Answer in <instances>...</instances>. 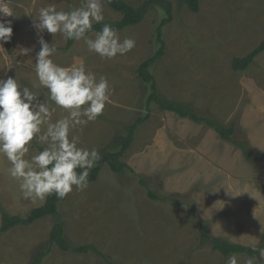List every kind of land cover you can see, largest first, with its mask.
Returning <instances> with one entry per match:
<instances>
[{
  "label": "rangeland",
  "instance_id": "obj_1",
  "mask_svg": "<svg viewBox=\"0 0 264 264\" xmlns=\"http://www.w3.org/2000/svg\"><path fill=\"white\" fill-rule=\"evenodd\" d=\"M11 11L13 54L0 46V79L9 76L30 89L39 85L35 56L40 50L32 27L39 9L79 7L81 0H4ZM150 11L137 26L119 32L121 40H135L126 55L108 60L89 51L84 41L65 51L67 40L57 34L40 35L54 43V62L63 67L83 65L97 78H108L111 93L104 113L89 122L80 147L101 154L118 150L121 136L145 116L149 87L137 78L138 66L158 49L156 33L172 5V21L163 25L165 56L151 72L159 93L195 107L199 114L227 126L234 125L233 143L223 141L205 124L151 106V116L137 130L123 158L134 173H113L103 165L99 178L84 191L73 190L59 205L68 240L93 244L118 264H227L210 243L201 245L199 220L212 237L248 246L264 244V53L244 72L232 70V60L247 56L264 40V0H201L200 11L179 7V0H126ZM151 4H150V3ZM105 20L121 15L104 2ZM30 49L28 55L22 49ZM50 106L55 107L54 104ZM65 113L57 108L53 121ZM248 146L249 160L238 147ZM33 144L27 159L38 154ZM11 167L0 155V205L10 214L26 217L45 200L24 199ZM144 180L162 201L148 197ZM176 203V204H175ZM196 216V218H195ZM58 216H48L0 234V264H32L47 251L42 264H108L94 253H64L49 235ZM200 218V219H199ZM1 226V212H0ZM238 264L249 258L237 256Z\"/></svg>",
  "mask_w": 264,
  "mask_h": 264
},
{
  "label": "clouds",
  "instance_id": "obj_2",
  "mask_svg": "<svg viewBox=\"0 0 264 264\" xmlns=\"http://www.w3.org/2000/svg\"><path fill=\"white\" fill-rule=\"evenodd\" d=\"M104 2L81 0L79 7L68 11L49 4L39 9L38 18H33L40 45L34 70L39 85L47 90L43 98L39 91L11 76L0 79V155L10 162L9 175L18 182L24 199L45 200L53 194L64 199L74 188L84 191L89 186L90 170L101 159L97 149L79 146L81 137L76 133L82 134L89 122L104 113L110 101L109 80L105 76L97 78L83 65H58L52 58L57 52L55 42L49 43L40 34H52L54 41L57 34L66 40H83L89 51L108 60L126 55L136 42L131 38L121 40L117 29L103 23ZM101 23L103 27L94 30L93 26ZM12 36V21L0 19V46L11 42ZM29 52L21 50L23 55ZM57 108L65 115L53 121ZM34 143L45 147L27 159ZM260 232L264 236V226ZM253 251L258 256L249 258L247 264L264 262V248ZM227 264H238L237 254L230 255Z\"/></svg>",
  "mask_w": 264,
  "mask_h": 264
},
{
  "label": "trees",
  "instance_id": "obj_3",
  "mask_svg": "<svg viewBox=\"0 0 264 264\" xmlns=\"http://www.w3.org/2000/svg\"><path fill=\"white\" fill-rule=\"evenodd\" d=\"M200 2L201 0H179V7H186L193 13H198L200 11ZM105 3L116 13L121 15L118 20H105L103 23L109 24L111 27L118 30V32H123L129 27H134L140 25L148 15L150 11V5L148 3L142 4L140 6L133 5L126 0H105ZM150 3V2H149ZM154 3H158L162 5V1L155 0ZM151 4V3H150ZM166 18L163 21V24L156 33V42L159 47L154 52L152 56L144 60L137 68V78L140 82L147 85L149 87V95L146 100V115L143 117H139L135 123L127 129L126 135L121 136L120 141L118 143V150L114 152H105L101 154V159L97 162L95 167L90 170L89 174V183H94L98 180L100 171L103 165H108L110 170L118 175H122L126 172L134 173L132 168L123 161V158L131 148L136 132L138 128L148 121L151 116V106L154 104L158 106L161 111L172 112L177 117L182 119H188L196 124H205L214 130L223 141L233 143V135L235 133L234 125L227 126L213 118L205 117L199 114L198 110L182 101L176 99H169L162 94L159 93V86L157 81L155 80L151 68L160 61L165 56L166 44L163 38V25L168 24L172 21V5L171 3H166ZM103 23L95 24L94 30L99 31L103 27ZM16 28L13 29V35L16 32ZM76 41L67 39V44L63 48V50H70ZM7 52L9 54H13V36L11 42L4 44ZM264 53V40L254 48L247 56L243 58L235 57L232 60L231 67L235 72H244L246 71L252 64H254L255 59ZM238 147L243 151L244 155L251 160L252 156L248 151V146L243 143H239ZM39 151L43 149V147L38 148ZM141 184L148 189V197L151 199H158L162 201L170 200L169 197H158L153 191H151L148 185L144 180H141ZM65 199V198H64ZM64 199H58L54 194L47 197L45 203L37 208H34L26 217H21L18 215H12L7 212L0 205L1 212V226H0V234H5L18 226H30L34 224L36 221L46 218L48 216H58V221L53 225L50 235L49 241L51 244L56 245L62 252L64 253H74V254H88L94 253L100 256L103 260H105L108 264H118L110 261L105 254L100 252L98 248L93 244H80L75 245L72 244L68 238L66 237L65 232V221L59 215V205ZM176 204V203H175ZM196 218V216H195ZM200 219V218H199ZM199 232L201 238V245L205 243H210L212 250L214 252L220 253L225 259L232 254H237V256H243L247 258L257 257L258 252H254L253 248H264V244H260L257 246H248L243 245L241 243H235L231 240L224 237H212L206 229V226L202 219L199 220ZM47 255V251H43L38 253L33 257L32 264H42L43 258ZM256 264H264V262L257 261Z\"/></svg>",
  "mask_w": 264,
  "mask_h": 264
},
{
  "label": "built area",
  "instance_id": "obj_4",
  "mask_svg": "<svg viewBox=\"0 0 264 264\" xmlns=\"http://www.w3.org/2000/svg\"><path fill=\"white\" fill-rule=\"evenodd\" d=\"M6 13H11L10 8L4 0H0V19L9 20L11 16Z\"/></svg>",
  "mask_w": 264,
  "mask_h": 264
}]
</instances>
